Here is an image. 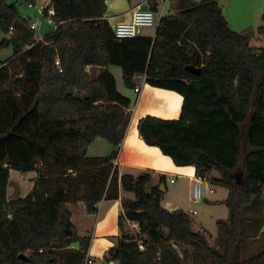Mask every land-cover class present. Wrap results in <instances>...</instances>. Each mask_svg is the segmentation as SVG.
<instances>
[{
  "label": "trees",
  "instance_id": "1",
  "mask_svg": "<svg viewBox=\"0 0 264 264\" xmlns=\"http://www.w3.org/2000/svg\"><path fill=\"white\" fill-rule=\"evenodd\" d=\"M148 1L158 13V4ZM49 8L55 28L37 40L34 21L0 0L2 31L16 30L0 40V51L13 48V57L0 62V264H85L92 237L79 236L68 205L83 202L93 215L102 200H119L121 189L134 198L122 201L120 228L126 220L139 231L123 234L105 262L264 264V47L229 27L219 0H172L151 47L146 83L180 94L185 104L178 120L143 118L140 134L177 166H194L198 178L228 190L215 204L225 205L229 218L217 221L212 242L207 230H194L190 214L162 206L167 175L154 183L152 171L121 175L115 165L130 102L109 101L107 83L89 68L118 63L114 43L136 38L115 39L106 0H52ZM124 81L137 87L129 75ZM196 88L204 97L194 106L196 115L216 120L212 127L221 123L219 130L234 133L233 140L211 144L183 126ZM75 92L85 98L76 99ZM98 139L112 151L90 157ZM11 171L36 173L26 197L8 199Z\"/></svg>",
  "mask_w": 264,
  "mask_h": 264
},
{
  "label": "crops",
  "instance_id": "2",
  "mask_svg": "<svg viewBox=\"0 0 264 264\" xmlns=\"http://www.w3.org/2000/svg\"><path fill=\"white\" fill-rule=\"evenodd\" d=\"M146 1L106 0L108 7L107 18L110 24L114 26L120 21L131 19L136 9L146 6ZM219 3L232 30L253 36L252 31L264 26L262 18L264 14V0H219ZM168 7H170V4L158 6V13H156L158 21L163 16L162 11L164 10L165 13ZM154 27L156 29L153 34L142 35V31L135 41L123 45L114 43L113 47L115 52L113 57L118 63H113L108 69L89 68V71L93 76L107 83L110 89L109 101L123 105L127 104V101L130 102L127 108L131 112V121L119 156L115 161V165L118 167L120 174L136 175L141 171L149 170L154 173V183L158 181L159 175H167V189L162 199V206L170 211L182 209L187 212L185 209L186 202L193 201V185L197 179L196 168L194 166H177L159 148L146 144L139 130L140 121L147 116L162 120H178L183 113L185 104V99L180 94L171 90L152 87L145 81L151 47L156 37L158 24ZM38 36L36 34L37 40L44 37ZM252 40L258 47H264V32L260 33L259 38L255 39L252 37ZM112 67H119L122 70L123 79L125 75L131 76L135 87L138 86L140 92L136 93L135 88H128V91L121 90L118 82L119 77L112 70ZM105 143L107 142L102 139L96 140L90 146L88 155L90 157L109 155L112 147L108 143ZM35 178L36 175L31 180ZM171 179H174L175 182L172 183ZM204 185L208 195H214L216 193L215 190L214 193L209 192V188L211 187L209 183L204 182ZM32 188L30 187L29 190H32ZM119 197V200L110 201L104 199L99 202L98 212L93 215L86 212V207L83 202L68 205L69 210L72 212V222L77 228L79 236L92 237L88 253V259H91L92 264H117L115 262L104 261L106 252L118 244L123 234H137L139 231L137 224L126 220H124L123 229L120 228L119 220L123 213L122 201L133 199L134 195L121 189ZM227 197L228 194L223 198L214 200H209L205 197V200L211 205L210 207L215 208L225 206L215 203L224 202ZM194 212L196 211H189L187 213L196 215L197 213L194 214ZM228 218L229 214L225 219H217L216 226L218 220H227ZM193 228L197 232L206 230L202 223L198 225L195 221ZM208 232L212 235L213 238L211 241H213L217 237L218 227L215 233L209 230ZM72 248L78 249V246L73 245ZM85 264L87 263L85 262Z\"/></svg>",
  "mask_w": 264,
  "mask_h": 264
},
{
  "label": "rangeland",
  "instance_id": "3",
  "mask_svg": "<svg viewBox=\"0 0 264 264\" xmlns=\"http://www.w3.org/2000/svg\"><path fill=\"white\" fill-rule=\"evenodd\" d=\"M29 1L31 0H6V3L7 5H10V6L14 5L18 9L20 17L22 19L28 20L30 22L38 19L40 21V27L38 30H36L37 37H39L38 35L45 36L48 33H50L55 28V26L49 24L48 19L43 14H39L38 10H39V6H47L51 3L52 0H33V4H35L33 8L29 7ZM169 9L170 7H168L167 11H165V13L163 14L166 15L169 12ZM155 29L156 27L144 28L142 35L153 34L155 32ZM258 29L255 31H252L253 32L252 37L255 39L259 38L260 36V32ZM15 34H16L15 29L13 31V34L9 33L7 35L5 32L2 31L0 27V40L3 38H12ZM12 57H13L12 47H9V48H6L0 51V62L7 61ZM112 70L119 77L118 82H119L120 89L128 91V87L126 86L125 81L123 79L122 70L119 67H112ZM203 99L204 97L200 96V88H196L194 91V96L190 101L191 102L190 104L191 113L187 116L188 123L185 122L183 126H185L188 130H191V132L196 133L199 136H201V139L204 142H208L211 144H215L216 138H226L227 140H233V138L235 137L234 133H231L229 131L219 130L221 123H218L217 127H212L211 124L213 122H216V120L204 119L196 115V113L194 112V106L198 103H201ZM35 175L36 173L34 172L27 173V174H21L19 172L12 171V174L9 180V186H8V198L12 200V199L26 197L31 191L29 190V188L34 186V182L31 179L34 178ZM215 175L218 176V173H215ZM210 186L214 188L216 193L214 195H208L205 190L206 187L205 185H203L202 189H203L204 197H206V199L214 200L218 198H223L228 194L227 189L217 188L212 185ZM210 206L211 205H209L204 199L200 203H196L194 201L186 202L185 209L187 212L196 211L197 212L196 215H191L194 221L198 223V225L202 223V225H204L207 231L209 230L215 233L217 229L216 220L225 219L226 217H228L229 209L225 206L215 207V208L210 207ZM263 241H264V235L262 238V242Z\"/></svg>",
  "mask_w": 264,
  "mask_h": 264
},
{
  "label": "built area",
  "instance_id": "4",
  "mask_svg": "<svg viewBox=\"0 0 264 264\" xmlns=\"http://www.w3.org/2000/svg\"><path fill=\"white\" fill-rule=\"evenodd\" d=\"M172 0H153L154 3L158 4V6H165L167 4H170ZM196 2H200L201 0H195ZM149 1H146V6L140 7L136 9L131 19L127 21H120L116 23L114 26H112L115 39L118 42H122L125 40H131L137 38L143 31L144 28L154 27L158 24L157 15L156 13L150 8ZM29 7L33 8V5H29ZM47 6H39L38 13L39 14H45L46 12V18L48 19L49 24L55 26V10L53 8L46 9ZM164 10L162 11V15L165 16ZM162 17V16H161ZM40 26V21L37 19L34 22L30 24V28L32 30H37ZM13 28L10 29V34H13ZM56 64L59 66L60 62L57 61ZM60 67V66H59ZM60 72H62V69H60ZM135 92L139 93L140 89L137 86L135 88ZM171 182L174 183L175 180L171 179ZM204 181L201 178H198L194 181L193 185V201L196 203L202 202L205 197L203 193V187ZM210 193H214V189L212 187L209 188ZM197 212H194L196 214ZM142 248V246H141ZM87 264H92L91 259H88L86 261Z\"/></svg>",
  "mask_w": 264,
  "mask_h": 264
},
{
  "label": "water",
  "instance_id": "5",
  "mask_svg": "<svg viewBox=\"0 0 264 264\" xmlns=\"http://www.w3.org/2000/svg\"><path fill=\"white\" fill-rule=\"evenodd\" d=\"M188 70L191 71V72L194 73V74H197V75H201V74H202V70H201V69H195V68L189 67ZM69 93H72V90H69ZM74 97H75L76 99L85 98V96H82V95H80V94L77 93V92L74 93ZM237 178H238V182L240 183L241 180H242V175H241V176H237ZM160 190H161L163 193H165V192H166L165 186L162 185ZM20 258H21V259H25V256L21 255Z\"/></svg>",
  "mask_w": 264,
  "mask_h": 264
}]
</instances>
